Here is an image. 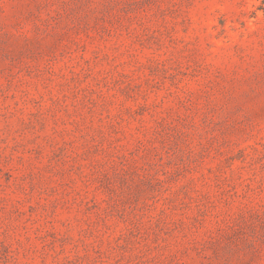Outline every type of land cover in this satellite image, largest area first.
<instances>
[{
  "label": "rangeland",
  "instance_id": "374dc122",
  "mask_svg": "<svg viewBox=\"0 0 264 264\" xmlns=\"http://www.w3.org/2000/svg\"><path fill=\"white\" fill-rule=\"evenodd\" d=\"M0 264H264V0H0Z\"/></svg>",
  "mask_w": 264,
  "mask_h": 264
}]
</instances>
